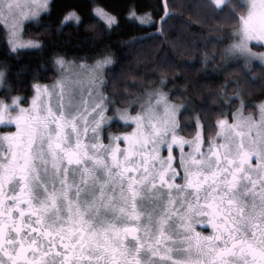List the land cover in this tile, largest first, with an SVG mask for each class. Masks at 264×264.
Segmentation results:
<instances>
[{
    "label": "snow or ice",
    "instance_id": "obj_1",
    "mask_svg": "<svg viewBox=\"0 0 264 264\" xmlns=\"http://www.w3.org/2000/svg\"><path fill=\"white\" fill-rule=\"evenodd\" d=\"M49 4L0 0L8 55L42 49L23 41L21 28ZM201 8L237 25L226 58L264 63L249 46L264 47V0H204ZM93 15L101 31L119 28L104 7L94 6ZM126 18L149 20L135 11ZM69 22L78 27L82 17L70 10L60 27ZM113 63L111 54L91 65L57 55L51 85L33 83L30 100L0 99V125L14 127L0 133V264H264V102L258 118L243 116L242 100L214 124L195 116L187 139L183 106L160 89L146 93L135 115L115 108L104 94V70ZM8 69L0 70V87L7 88ZM113 119L131 130L104 136ZM210 128L216 139L207 138Z\"/></svg>",
    "mask_w": 264,
    "mask_h": 264
},
{
    "label": "trees",
    "instance_id": "obj_2",
    "mask_svg": "<svg viewBox=\"0 0 264 264\" xmlns=\"http://www.w3.org/2000/svg\"><path fill=\"white\" fill-rule=\"evenodd\" d=\"M203 2L50 0L47 12L23 25L24 36L40 42L42 49H23L22 55L12 57L7 53L5 33L0 31V70L9 65L4 92L29 98L33 83L58 76L53 64L57 55L68 61L94 63L111 54L114 63L104 71L109 81L105 92L115 103L127 107L159 87L170 101L183 106L181 129L186 135L194 133L195 116L206 125L214 124L222 118L221 113H234L241 100L245 112H254L264 100V65L257 61L226 62L225 50L237 25L227 13H207L201 8ZM96 5L118 16L116 31L100 30L93 15ZM70 10L82 17V23L77 27L69 22L61 28L60 21ZM130 11L148 17V22L127 19ZM115 123L124 129L122 123ZM215 134L216 129L210 128L207 138Z\"/></svg>",
    "mask_w": 264,
    "mask_h": 264
},
{
    "label": "rangeland",
    "instance_id": "obj_3",
    "mask_svg": "<svg viewBox=\"0 0 264 264\" xmlns=\"http://www.w3.org/2000/svg\"><path fill=\"white\" fill-rule=\"evenodd\" d=\"M43 13V12H42ZM26 21H28V20H26ZM26 21H24V23L26 22ZM10 23H11V21H10ZM24 23H23V25H24ZM23 25H22V28H21V39L23 40V41H25V42H27V41H33V40H31V39H29V38H26L25 36H24V30H23ZM235 31H236V29H234L233 30V34L235 33ZM234 36V35H233ZM238 42V38L237 37H235L234 36V38H233V40L230 42V44H229V46L230 45H232V44H234V43H237ZM229 46H228V48H229ZM250 47H251V49H252V51L253 52H255V53H264V47H262V46H260V45H257V44H255V42H252L250 45H249ZM227 48V49H228ZM225 60H226V62H228V63H231V62H235V61H238V60H242V61H244V62H246L247 64H250V63H252L253 61H257V62H259V63H261V64H263L264 65V63H262L260 60H257V59H254V58H245V57H242V56H240V57H238V58H234V57H231V56H229V57H227V58H225ZM74 62V61H73ZM75 64H85V62H75ZM86 64H89V65H91V64H93V63H86ZM105 71V70H104ZM72 72H73V74H76V73H78L79 75H80V78L81 79H84L85 81H86V79H87V74H86V72L85 71H82L81 69H79V68H74V69H72ZM104 78H105V76H104ZM58 79V76H56L53 80H51V81H48V82H43V83H39V84H41V85H51L55 80H57ZM153 89H160L159 87H155V88H152L150 91H152ZM161 90V89H160ZM150 91H148V92H150ZM147 93V92H146ZM146 93L141 97V100H137V99H135V100H133L131 103H130V105H128L127 107L126 106H121L120 104H118L117 102L115 103V108H118V109H121V110H123V109H128L129 110V112L131 113V114H133V115H135L136 114V112H138V111H140V105L141 104H144V103H146L147 102V95H146ZM104 94L105 95H108L106 92H104ZM87 97L85 96V99H86ZM171 103H173V104H176V103H174V102H172V101H170ZM262 102H264V100L262 101ZM261 104V103H260ZM260 104H258V105H260ZM177 105V104H176ZM240 107H241V105L234 111V113H236L239 109H240ZM133 109H136L135 111H133ZM243 116L244 117H248V116H255V117H259V111H258V108H257V110L256 111H254V112H245V109H243ZM107 115L108 116H110V117H113V116H116L117 114L114 112V111H109L108 113H107ZM223 118V117H222ZM229 119H231V118H229ZM115 121H120L119 119H113L110 123H107V124H105V131H104V133H107V132H110V133H115L116 132V134L115 135H122V134H124L125 132H127V131H130L131 129L128 127V126H126V125H124L123 124V122L122 121H120V123H122L124 126H123V128L124 129H122V130H120V128L118 127V126H114V125H118L117 123H114ZM115 131V132H114ZM103 133V134H104ZM180 134L181 135H183L185 138H187V139H191L192 138V136L194 135V133H193V135H186L184 132H183V130L181 129V132H180ZM114 136V135H113ZM211 139H216V134L213 136V137H211ZM105 143H107V142H105ZM187 148V147H186ZM162 155H164V156H166L167 155V153L166 152H162Z\"/></svg>",
    "mask_w": 264,
    "mask_h": 264
},
{
    "label": "flooded vegetation",
    "instance_id": "obj_4",
    "mask_svg": "<svg viewBox=\"0 0 264 264\" xmlns=\"http://www.w3.org/2000/svg\"><path fill=\"white\" fill-rule=\"evenodd\" d=\"M16 96L17 95L15 93L6 94L4 92V87H0V99H7V102L10 103L11 102V98L12 97H16ZM20 97H23V96H20ZM30 99H31V96L28 98V100H30ZM21 106L27 107L28 105H27L26 102H22ZM118 122H120V121H118ZM9 130L14 131V127L13 126L0 125V133L6 132V131H9ZM115 134H116V132L115 133L107 132V133H104V136L115 135ZM105 142L108 143L107 140H105ZM185 151H187V148L185 149ZM178 182H180V181L178 180ZM196 230L202 232L203 235L211 234V228L209 226H207L206 224L205 225L197 224L196 225Z\"/></svg>",
    "mask_w": 264,
    "mask_h": 264
}]
</instances>
